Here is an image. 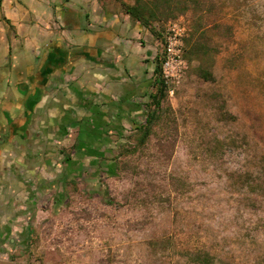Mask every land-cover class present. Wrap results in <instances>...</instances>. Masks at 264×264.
I'll return each instance as SVG.
<instances>
[{"label":"rangeland","instance_id":"1","mask_svg":"<svg viewBox=\"0 0 264 264\" xmlns=\"http://www.w3.org/2000/svg\"><path fill=\"white\" fill-rule=\"evenodd\" d=\"M116 1L125 10L138 2ZM203 1L202 11L183 0L157 9L143 24L159 40L156 68L169 28H185L175 96L156 74L161 103L150 97L155 82L142 117L92 144L82 171L59 177L51 204L5 240L0 264H197L195 251L264 264V0ZM198 23L205 50L189 61ZM201 63L215 80L197 74Z\"/></svg>","mask_w":264,"mask_h":264},{"label":"crops","instance_id":"2","mask_svg":"<svg viewBox=\"0 0 264 264\" xmlns=\"http://www.w3.org/2000/svg\"><path fill=\"white\" fill-rule=\"evenodd\" d=\"M153 34L116 0H0V250L92 144L142 117Z\"/></svg>","mask_w":264,"mask_h":264},{"label":"trees","instance_id":"3","mask_svg":"<svg viewBox=\"0 0 264 264\" xmlns=\"http://www.w3.org/2000/svg\"><path fill=\"white\" fill-rule=\"evenodd\" d=\"M182 0H153L148 3L145 0H138L135 5H126V11L131 15L134 20L140 21L143 24H149L152 17L155 16V10L160 8L171 7L175 3H180ZM183 2H189L193 5L194 9L197 11H202L205 9V2L203 0H183ZM209 9V8H207ZM201 23H198V26L195 27L193 32L186 37V57L189 61L194 58H201V55L204 53V43L202 42L203 31H202ZM207 54V53H205ZM161 62L162 58L159 59V64L156 68L155 73L157 76L160 75L161 72ZM197 74L207 81L215 80V75L211 69L207 66L205 67L202 63L197 69ZM157 90L155 93L151 94V98L154 103L159 105L161 100L164 98L166 92L165 85L162 81L156 82ZM154 118L153 114L150 118H148V125L145 128L144 139H146L151 133V120ZM264 183V182H261ZM264 187V185L262 184ZM192 261L197 264H223L218 258L206 251H195L190 254Z\"/></svg>","mask_w":264,"mask_h":264},{"label":"built area","instance_id":"4","mask_svg":"<svg viewBox=\"0 0 264 264\" xmlns=\"http://www.w3.org/2000/svg\"><path fill=\"white\" fill-rule=\"evenodd\" d=\"M184 33L185 28L175 23L165 34L163 43L161 77L171 97L175 96L187 68V61L184 57Z\"/></svg>","mask_w":264,"mask_h":264}]
</instances>
